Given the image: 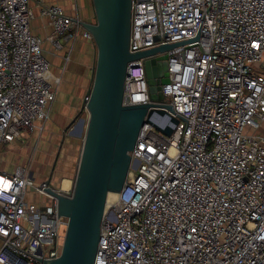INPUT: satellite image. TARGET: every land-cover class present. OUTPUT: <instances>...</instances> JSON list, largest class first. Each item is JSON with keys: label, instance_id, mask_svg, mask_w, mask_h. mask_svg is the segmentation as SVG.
<instances>
[{"label": "built area", "instance_id": "2783aa9c", "mask_svg": "<svg viewBox=\"0 0 264 264\" xmlns=\"http://www.w3.org/2000/svg\"><path fill=\"white\" fill-rule=\"evenodd\" d=\"M39 11L64 64L79 37L94 42L59 4ZM33 16L30 0H0V146L42 131L55 99ZM183 41L166 52L164 101L150 98L144 60L127 63L122 105L153 103L155 125L140 127L104 207L93 264H264V0H131L130 52ZM74 178L64 189L0 171V264L56 259L57 199L44 187L71 196Z\"/></svg>", "mask_w": 264, "mask_h": 264}, {"label": "water", "instance_id": "95a60500", "mask_svg": "<svg viewBox=\"0 0 264 264\" xmlns=\"http://www.w3.org/2000/svg\"><path fill=\"white\" fill-rule=\"evenodd\" d=\"M93 4L96 22L82 24L92 34L95 46L86 90L89 115L86 122L81 120L85 132L72 195L44 187L57 199L58 208L57 257L46 264H93L107 194L121 190L130 165L129 151L143 123L152 122L153 103L122 105L127 63L144 60L150 98L164 101L161 85L168 78L167 74L160 78L159 71L166 64V52L185 43L130 52L131 0H93ZM163 107L156 110L161 115L172 111L168 103ZM170 120L178 122L176 117ZM161 130L170 135L173 126Z\"/></svg>", "mask_w": 264, "mask_h": 264}, {"label": "crops", "instance_id": "0c3cea01", "mask_svg": "<svg viewBox=\"0 0 264 264\" xmlns=\"http://www.w3.org/2000/svg\"><path fill=\"white\" fill-rule=\"evenodd\" d=\"M40 1L59 4L66 11V13L73 16L77 15L84 24H93L96 22L94 4L93 0H30V6L34 12V16L30 22L31 30L35 35L41 38L43 55L50 62V74L56 76L60 75V70L65 68L69 62L66 64L63 62L65 49L56 50L47 40V36L51 33L52 29L49 25L48 17L40 14ZM74 54H76L80 59L82 58V61H84V64L86 65V75L88 76V82L83 94L84 96L91 80L90 74L95 56L94 42L79 37L74 42L71 58L74 56ZM70 85H72L70 84V81H59V83L55 85V99L50 104V117L44 125V129L47 130V132L48 130H51L52 127L57 128L58 131L61 128L60 126L63 124L64 126L61 128V131L65 130L70 124H72L70 131L74 132L75 130L73 120L78 111H81L83 96L79 94L80 91L78 89H75ZM51 117L53 118L52 120H50ZM82 119L83 118H80L78 120V126H81ZM263 124L264 122L262 125ZM260 131L264 132V130L261 129ZM39 133L40 131H35L32 133L22 131V133L16 139L1 145L0 171L11 174L17 167L20 166L26 168L27 171L33 176L40 178L39 172H43V168L45 165H47V159L45 157L46 153L39 151V149H34L32 144L35 135L36 140H38V137L42 136H39ZM50 146L52 145L50 144ZM57 159L58 158L56 157L54 161H57ZM60 165L63 167V161L60 163ZM73 170L74 168L69 171L68 168V170L65 171L67 172L66 177L68 180L73 177ZM48 178H50V183L52 184H54V181L58 180L57 177L52 179V173L48 174Z\"/></svg>", "mask_w": 264, "mask_h": 264}, {"label": "rangeland", "instance_id": "374dc122", "mask_svg": "<svg viewBox=\"0 0 264 264\" xmlns=\"http://www.w3.org/2000/svg\"><path fill=\"white\" fill-rule=\"evenodd\" d=\"M68 62L67 66L60 70V75L56 76L59 77V81H70V84H72L70 86L78 89L80 91L79 94L83 96L86 89V84L88 82V76L86 75V65L84 64V61H82V58L80 59L76 54H74V56ZM58 83H56V85ZM80 118H83L84 120L86 119V116L82 111H78L73 120L75 126L74 132L70 131L72 124H70L65 130L61 131V128L64 126L63 124L60 126L61 128L58 131L57 128L52 127L51 130H48L47 132V130H45L43 127L42 131H40L38 134L39 136H42L38 137V140H36L35 135L32 141L33 147L34 149L36 148L39 149V151L46 153L45 157L47 159V165H45L46 168H43V172H39L40 178L34 176L36 183L40 182L42 178L50 180V178H48V174L52 173V179L57 177L58 180L54 181V184H51L54 187H59V185H61L60 183L62 178L67 179V172L65 171H67L68 168L69 171L74 168L73 174L75 175L74 172H76L77 165L79 163L83 136L85 132V125L78 126V120ZM52 119L53 118L51 117L50 120ZM260 129L264 130V124L260 127ZM50 144L52 146H50ZM56 157L58 159L57 161H54ZM62 161L63 167L60 165ZM34 199H39L37 194L34 195Z\"/></svg>", "mask_w": 264, "mask_h": 264}, {"label": "bare ground", "instance_id": "6f19581e", "mask_svg": "<svg viewBox=\"0 0 264 264\" xmlns=\"http://www.w3.org/2000/svg\"><path fill=\"white\" fill-rule=\"evenodd\" d=\"M69 185H70V180H68V179H63V180L61 181V187H62V188L66 189V188L69 187ZM115 196H116V192H109V193L107 194V197H106L105 205H106V203L108 204V203H109V202H110Z\"/></svg>", "mask_w": 264, "mask_h": 264}, {"label": "flooded vegetation", "instance_id": "af4514ba", "mask_svg": "<svg viewBox=\"0 0 264 264\" xmlns=\"http://www.w3.org/2000/svg\"><path fill=\"white\" fill-rule=\"evenodd\" d=\"M159 73H160V78H163L167 74L166 64H163L161 66Z\"/></svg>", "mask_w": 264, "mask_h": 264}]
</instances>
